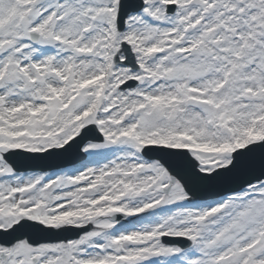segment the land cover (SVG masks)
<instances>
[{
	"label": "snow or ice",
	"instance_id": "snow-or-ice-1",
	"mask_svg": "<svg viewBox=\"0 0 264 264\" xmlns=\"http://www.w3.org/2000/svg\"><path fill=\"white\" fill-rule=\"evenodd\" d=\"M0 264H264V0H0Z\"/></svg>",
	"mask_w": 264,
	"mask_h": 264
},
{
	"label": "water",
	"instance_id": "water-1",
	"mask_svg": "<svg viewBox=\"0 0 264 264\" xmlns=\"http://www.w3.org/2000/svg\"><path fill=\"white\" fill-rule=\"evenodd\" d=\"M75 162H77V153L74 150L72 153H69L64 157H56L42 162H22L18 167L20 170H25L30 167L35 168L36 170H52L55 168L71 166Z\"/></svg>",
	"mask_w": 264,
	"mask_h": 264
}]
</instances>
